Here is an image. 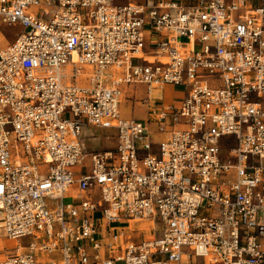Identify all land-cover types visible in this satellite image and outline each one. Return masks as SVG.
<instances>
[{"label": "built area", "instance_id": "2783aa9c", "mask_svg": "<svg viewBox=\"0 0 264 264\" xmlns=\"http://www.w3.org/2000/svg\"><path fill=\"white\" fill-rule=\"evenodd\" d=\"M0 22L21 28L0 48V264H264V0H0ZM141 84L186 94L127 117ZM85 124L117 143L78 173ZM146 220L163 235L135 238Z\"/></svg>", "mask_w": 264, "mask_h": 264}, {"label": "rangeland", "instance_id": "374dc122", "mask_svg": "<svg viewBox=\"0 0 264 264\" xmlns=\"http://www.w3.org/2000/svg\"><path fill=\"white\" fill-rule=\"evenodd\" d=\"M119 1L122 3H127L129 1H136V0H119ZM140 1H144V0H140ZM53 9H54L53 7H49V6H42L39 8L40 12L46 11L48 13H51ZM20 29L21 28L19 26H9V25L2 24L0 22V32L2 33L1 40H0V48L14 41L15 36ZM174 91H175V99L177 101H180L182 97L184 96V94L186 93L185 88L181 85L175 87ZM146 96H147L146 93H144L143 95L137 94L135 95V97L132 96L131 93H127L126 98L123 99L121 103V108H122L123 113L127 114L128 116L137 118V119H147V118H142L144 113L143 111H141V108H143V106L144 105L146 106L147 104V102L144 101V98ZM67 117H70V114H67ZM150 127L153 132L152 141L154 143V146L157 147L158 142L160 141L161 138L165 136V134L158 132L156 123L151 122ZM83 137H84L86 146L84 147V154L81 158V162L75 167V170L78 173H80V169L89 170L90 154L93 150H105V149H108L109 147L111 148L115 144V139L112 136L109 137L106 131H103V130L94 131V133H91L90 131H85ZM94 138H97V139H94ZM228 149H229V146L226 145V141H225L222 146V157L223 158L226 157ZM71 195L73 194H67V198L70 197ZM45 202L49 206H54L57 203V201L53 200L52 198H46ZM151 225L152 223L147 222V220L136 223V225L134 226V228H136V231L133 233V236L138 239L150 237L151 230L149 229ZM138 228L145 229V230H138ZM162 235H163V232L159 231L158 236L161 237ZM5 236H6L5 232L3 230H0V249H2L5 246L15 245L14 240L8 241L5 239ZM30 239H31L30 237L24 238L22 240V243L24 245H27ZM260 240L261 242L264 243V237H261ZM199 261H200L199 263H202L203 260L200 259Z\"/></svg>", "mask_w": 264, "mask_h": 264}, {"label": "crops", "instance_id": "0c3cea01", "mask_svg": "<svg viewBox=\"0 0 264 264\" xmlns=\"http://www.w3.org/2000/svg\"><path fill=\"white\" fill-rule=\"evenodd\" d=\"M136 1H140V0H136ZM79 79H80V81L82 83H87V82L89 83V79H87L85 77H82V78H79ZM175 87H177V85L165 84L163 89H162V91L161 90H156L155 93H154V96L149 100V104H146V106L144 105L145 107L143 106V108H141V111H143V113H144V115H143L144 117L142 116V118H148L149 117V112H150L151 108L161 109L162 107H173V108L180 107L186 93L184 94V96L182 97V99L180 101H177L175 99V91H174ZM127 93H131V95L134 96V97L137 94L138 95L139 94L143 95L144 93H146V87H145V85H142V84L138 85L136 87H133V86L126 87L125 88V94H124L125 97H124V99L126 98ZM124 115L127 116V117H131V116H128L127 114H124ZM98 130L106 131V133L108 134L109 137L112 136L115 139V144L112 147H114L116 145L117 139H116L115 135H113L115 133L112 130L100 129V128L85 124L83 126V130H82V141H83L84 147L86 146L85 145V141H84V137H83L84 132L85 131H90L91 133H94V131H98ZM94 139H97V138H94ZM155 225L152 223V226H151L150 230L152 228L158 229L161 224H160V222H157V224H155ZM139 229H141V228H139ZM154 229L151 230L150 236H152L153 233L158 235L159 231L156 232V231H154ZM146 236H147V234H146Z\"/></svg>", "mask_w": 264, "mask_h": 264}, {"label": "bare ground", "instance_id": "6f19581e", "mask_svg": "<svg viewBox=\"0 0 264 264\" xmlns=\"http://www.w3.org/2000/svg\"><path fill=\"white\" fill-rule=\"evenodd\" d=\"M155 91H156V90L153 91V93H152V95H151L152 97L154 96ZM141 222H143V221H141ZM147 222L151 223L150 221H147ZM151 226H152V225H151ZM151 226H150V228H151ZM149 230H150V229H149Z\"/></svg>", "mask_w": 264, "mask_h": 264}]
</instances>
